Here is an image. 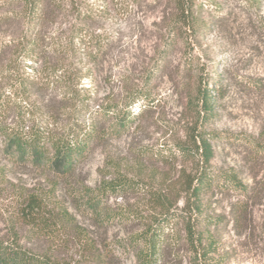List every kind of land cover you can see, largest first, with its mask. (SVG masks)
I'll return each instance as SVG.
<instances>
[{
	"label": "rangeland",
	"instance_id": "obj_1",
	"mask_svg": "<svg viewBox=\"0 0 264 264\" xmlns=\"http://www.w3.org/2000/svg\"><path fill=\"white\" fill-rule=\"evenodd\" d=\"M199 1L209 27L201 32L192 62L181 46L163 63L158 61L166 0H77L79 15L88 14L90 20L80 21L68 7L65 21L49 27L48 36L60 29L68 34L70 26L79 22L91 31L112 36L111 51L99 63H93L79 49L61 56L62 63L79 73L75 92L85 102L86 112L106 115L103 119L108 129L115 125L109 116L112 110L125 109L126 98L134 89L150 88L152 100L136 103L132 107L135 115L145 105L146 111L136 115L131 129L109 133L68 177L56 168L44 172L22 160L0 135V237H8L15 229L30 246H50L44 238L28 239V227L16 221L19 198L36 192H51L94 240L122 238L135 230L137 225H95L74 207L68 189L83 185L95 188L104 177L118 171L139 173L162 188L173 185L182 163L161 161L144 153L164 149L184 138L185 128L195 115L187 106L188 91L208 85L214 113L202 128L212 135L208 137L213 151L212 170L235 174L246 188H216L206 198L203 218H217L221 223L215 256H222L224 264H264V0ZM2 3L0 6H4ZM15 8H0V14ZM15 34L16 27L0 24V47ZM58 57L52 53L49 61L35 60L17 54L13 46L7 49L0 55V93H4L0 96H13L9 94L13 78L41 80ZM28 96L25 104L35 103L38 114L61 111L66 103L72 105L66 100L67 91L53 86L42 91L32 89ZM111 106L115 107L108 112ZM146 199L145 194L133 192L120 201L146 213ZM182 202L178 201L179 207ZM71 233L60 239L69 242L62 256L76 252V238ZM115 254L112 264H135L132 255L119 251ZM180 255L184 257L182 264H190L185 245ZM168 264L178 261L169 260Z\"/></svg>",
	"mask_w": 264,
	"mask_h": 264
},
{
	"label": "trees",
	"instance_id": "obj_2",
	"mask_svg": "<svg viewBox=\"0 0 264 264\" xmlns=\"http://www.w3.org/2000/svg\"><path fill=\"white\" fill-rule=\"evenodd\" d=\"M76 1L7 0L0 6L16 7L0 14V24L16 27L14 38L0 47V55L13 46L17 54L35 60L49 61L52 53L59 56L58 62L39 81L13 78L10 84L13 91L9 93L13 96H0V135L22 160L44 172L56 168L64 177L70 176L109 133L131 129L136 115L146 111L145 105L135 115L132 107L136 103L152 100L148 87L131 91L125 109L107 108L108 112L112 110L109 116L115 120V125L109 129L103 119L106 115L86 112L85 102L75 92L79 73L62 63L61 56L79 49L85 51L93 63H99L111 51L113 40L112 36L91 31L79 22L70 26L68 34L60 29L48 36L50 26L69 16L68 7L73 8L80 21L91 19L88 14L79 15L81 11ZM202 4L199 0H166L162 17L164 31L157 47L158 61H166L178 46L183 47L191 62L194 60L193 50L200 45L201 32L209 27ZM215 7L218 9L217 5ZM51 86L67 91L66 100L72 105L69 107L66 103L67 107L61 111L38 114L35 103L25 104L32 89L42 91ZM207 86L188 91L187 106L195 115L192 124L185 128L184 138L164 149L144 153L161 161L182 163L173 185L162 188L139 173L129 175L118 171L104 177L95 188L83 185L68 189L74 207L95 225H137L135 230L122 238L94 240L78 226L68 207L55 201L51 192L30 193L19 198L16 221L28 227V239L44 238L50 241V246H30L12 229L8 237H0V264H112L117 251L132 255L135 264H168L169 260L182 264V245L186 246L190 264H224L222 256H215L219 250L217 230L221 223L217 218H203L205 201L216 188L245 189L246 186L235 174H218L212 170L213 151L208 141L212 135L202 128L214 113ZM133 192L147 197L146 213L120 201ZM180 199L183 202L179 207ZM71 232L76 238V252L62 256V252L68 251L69 242L60 239Z\"/></svg>",
	"mask_w": 264,
	"mask_h": 264
}]
</instances>
